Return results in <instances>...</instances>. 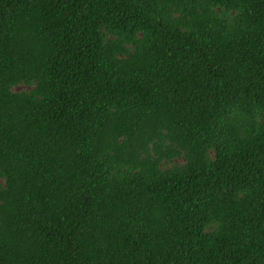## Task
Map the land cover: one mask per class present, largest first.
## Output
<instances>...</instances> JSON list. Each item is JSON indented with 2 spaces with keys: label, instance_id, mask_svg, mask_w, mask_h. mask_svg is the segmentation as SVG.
<instances>
[{
  "label": "trees",
  "instance_id": "obj_1",
  "mask_svg": "<svg viewBox=\"0 0 264 264\" xmlns=\"http://www.w3.org/2000/svg\"><path fill=\"white\" fill-rule=\"evenodd\" d=\"M0 264H264V0H0Z\"/></svg>",
  "mask_w": 264,
  "mask_h": 264
},
{
  "label": "rangeland",
  "instance_id": "obj_2",
  "mask_svg": "<svg viewBox=\"0 0 264 264\" xmlns=\"http://www.w3.org/2000/svg\"><path fill=\"white\" fill-rule=\"evenodd\" d=\"M23 87H24V86L21 85V86L16 87V89H17V90H20V89H22Z\"/></svg>",
  "mask_w": 264,
  "mask_h": 264
}]
</instances>
